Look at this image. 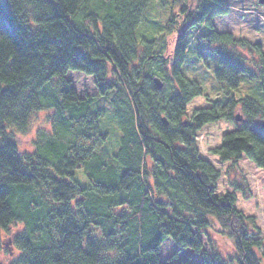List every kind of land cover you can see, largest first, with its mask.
<instances>
[{
  "label": "trees",
  "instance_id": "16d2710c",
  "mask_svg": "<svg viewBox=\"0 0 264 264\" xmlns=\"http://www.w3.org/2000/svg\"><path fill=\"white\" fill-rule=\"evenodd\" d=\"M154 2L0 0V235L24 249L9 264H109L98 254L101 236L121 251L114 264H195L161 262L168 239L202 264L264 260L256 217L236 207L240 188L216 193L221 172L197 143L206 125L231 123L211 152L264 170V108L234 95L243 76L264 92V45L218 32L215 19L229 15L228 0H201L196 10L168 11L164 28L179 35L167 55L168 42L154 34L163 22L144 32ZM195 35L216 47L224 93L189 117V104L204 95L184 74ZM70 72L94 77L98 94L79 97ZM102 98L114 110L117 151L101 126ZM40 112H49L48 124L33 151L21 153L14 138ZM214 224L234 244L228 260L205 247Z\"/></svg>",
  "mask_w": 264,
  "mask_h": 264
},
{
  "label": "rangeland",
  "instance_id": "374dc122",
  "mask_svg": "<svg viewBox=\"0 0 264 264\" xmlns=\"http://www.w3.org/2000/svg\"><path fill=\"white\" fill-rule=\"evenodd\" d=\"M168 1L165 3L167 8H163L160 5V0H155L148 14L147 23L144 26L145 33L153 34L152 23L163 22L161 25L156 24L158 31L154 34L156 38L158 37L164 41V45L165 42H168L167 55L171 53V49L174 48L175 39L179 35L176 29L171 34L164 28L166 26L168 11L180 14L182 8L186 6L192 10H196L201 0H180V4L174 3V0ZM228 2L230 13L229 15L220 16L215 19L216 30L218 32H230L237 39H247L253 44L261 43L264 45V5L260 4V0H228ZM169 26L171 25L169 24ZM196 37L195 35L193 38L189 59L184 67V74L190 80L201 84L204 89V95L197 97L189 104V117L196 109L210 107L212 105L211 102L220 99V96H223L224 93L216 82L215 74L220 68L218 58L213 53L216 47L210 48L205 41H196ZM139 43H141L140 40ZM244 55L248 56L247 53ZM111 79L113 80L112 77ZM68 80L72 83L81 98L95 97L98 94L96 80L92 76L83 75L79 72H70ZM234 95L237 98L245 96L254 98L264 108V92L260 89L258 81L250 82L243 76L240 80L239 90L234 92ZM98 105L105 111V118L101 126L103 130L109 133V145L114 149L113 151H117L119 148V130L110 99L102 98ZM48 114L49 112H40L34 115L29 132L26 135L20 134L15 136L14 139L21 153H31L33 151L32 141L36 140L37 131L47 126ZM261 123H264V119L259 120L258 124ZM233 129L234 125L226 121L206 125L197 133L198 147L202 157L210 161L221 172L222 176L216 192L218 195L235 191L234 185L240 188L236 191L238 197L236 207L238 210L243 211L245 215L256 217L258 227L262 231V235L258 238L261 240L264 238V170L256 167L246 158H243L236 165L231 162H220L211 152L212 149L221 145L224 134ZM14 231L15 228H11V232ZM208 233L209 236H204L206 249L211 253L220 254L225 260L235 255L233 242L222 233L217 224H214ZM5 235L8 237L7 240L4 239ZM9 239V234L1 233L0 264H5L4 256L9 257L7 261V264H9L12 260L10 258L17 255ZM229 249L232 250L230 251ZM176 254H178L177 259L175 258ZM160 260L163 263L171 261L179 263L182 260H191L195 264L203 263L200 255L195 254L190 249H180L171 239L164 242Z\"/></svg>",
  "mask_w": 264,
  "mask_h": 264
},
{
  "label": "clouds",
  "instance_id": "9594fccd",
  "mask_svg": "<svg viewBox=\"0 0 264 264\" xmlns=\"http://www.w3.org/2000/svg\"><path fill=\"white\" fill-rule=\"evenodd\" d=\"M4 239H8L7 235H5ZM100 239L101 241H103V246L99 249L98 254L101 257L107 258L109 264H114L115 261L119 260L121 251L116 246H113L108 241L104 240L103 236H101ZM13 247L17 255H19L21 251H24V249L22 248H16L15 246ZM229 250L231 251L232 249ZM260 251H264V243L261 244ZM17 255L12 256L10 259L15 260L17 258ZM3 259L5 261V264H7L9 257L4 256ZM241 259H243V255H241ZM245 264H247V261H245ZM261 264H264V260L261 261Z\"/></svg>",
  "mask_w": 264,
  "mask_h": 264
},
{
  "label": "water",
  "instance_id": "95a60500",
  "mask_svg": "<svg viewBox=\"0 0 264 264\" xmlns=\"http://www.w3.org/2000/svg\"><path fill=\"white\" fill-rule=\"evenodd\" d=\"M260 4L264 5V0H260ZM155 84H156V86H157V88L159 90H161L163 88V86H164V83L158 78L155 79ZM236 120L238 122H241L242 121V117L240 115H237L236 116ZM164 122L166 123V120H164Z\"/></svg>",
  "mask_w": 264,
  "mask_h": 264
}]
</instances>
